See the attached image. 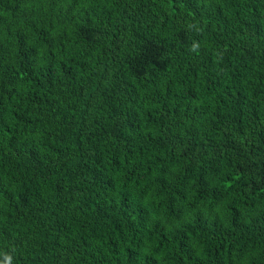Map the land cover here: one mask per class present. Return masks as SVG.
Here are the masks:
<instances>
[{
  "label": "trees",
  "instance_id": "trees-1",
  "mask_svg": "<svg viewBox=\"0 0 264 264\" xmlns=\"http://www.w3.org/2000/svg\"><path fill=\"white\" fill-rule=\"evenodd\" d=\"M0 264H264V0H0Z\"/></svg>",
  "mask_w": 264,
  "mask_h": 264
}]
</instances>
